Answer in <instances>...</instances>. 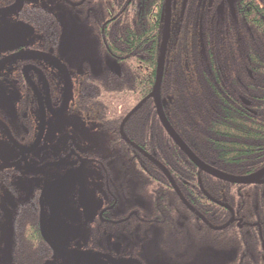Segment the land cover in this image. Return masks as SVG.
Instances as JSON below:
<instances>
[{"label":"flooded vegetation","instance_id":"flooded-vegetation-1","mask_svg":"<svg viewBox=\"0 0 264 264\" xmlns=\"http://www.w3.org/2000/svg\"><path fill=\"white\" fill-rule=\"evenodd\" d=\"M170 1L168 44L179 5ZM210 1L207 18L228 9L235 15L236 0ZM93 5L0 0V264L159 260L155 239L136 234L143 195L128 194L144 168L128 152L143 149L128 139L123 102L119 108L118 99L98 93L125 87L126 67L107 39L112 17L95 14ZM246 231L254 243L225 255L213 251L215 263L245 257L264 264V227Z\"/></svg>","mask_w":264,"mask_h":264},{"label":"trees","instance_id":"trees-1","mask_svg":"<svg viewBox=\"0 0 264 264\" xmlns=\"http://www.w3.org/2000/svg\"><path fill=\"white\" fill-rule=\"evenodd\" d=\"M91 1L95 14L112 17L107 39L126 67L125 87L114 84L98 93L111 102L118 99L119 108L123 102L128 139L143 149L128 152V160L142 158L144 167L128 189L129 195H143L144 203L137 205L143 225L136 234L146 243L155 239L158 253L178 263L200 252L225 255L249 248L255 239L246 230L264 227V176L259 183L237 185L200 171L167 135L148 98L156 79L164 0H108L107 6ZM181 1L159 88L164 114L206 165L228 175L254 174L264 169V0H236L235 15L227 7L214 20L206 16L215 7L210 0L206 5L207 0H188L184 9Z\"/></svg>","mask_w":264,"mask_h":264},{"label":"water","instance_id":"water-1","mask_svg":"<svg viewBox=\"0 0 264 264\" xmlns=\"http://www.w3.org/2000/svg\"><path fill=\"white\" fill-rule=\"evenodd\" d=\"M230 5L233 4V0H227ZM187 0H184V3H186ZM170 0L166 1V9H165V20H164V28L162 33V41L160 45V53H159V60L157 65V74H156V80L153 87V90L148 98L152 99L157 111V116L159 118V121L170 137V139L175 143V145L180 149V151L197 167L200 171L203 173L218 179L220 181H224L226 183L231 184H237V185H251L259 183V180L264 176V169L259 170L258 172L248 175V176H232L228 175L222 172H219L215 170L214 168L206 165L203 163L189 148L188 146L182 141V139L176 134V132L172 129L170 124L168 123L164 112L162 105L164 104L163 101L160 100L159 96V88L162 82L163 72H164V64H165V55L167 50V44H168V38H169V31H170ZM140 106H138L135 110H137ZM157 166H159L158 163L155 162ZM160 167V166H159ZM164 172L165 170L160 167ZM169 182L172 186V188L176 191V193L179 195V197L182 199L177 187L175 186L174 182L170 177H168ZM183 200V199H182ZM184 202V200H183ZM184 204L187 206V204L184 202ZM52 248L54 251L58 254L61 252L58 251L51 243Z\"/></svg>","mask_w":264,"mask_h":264},{"label":"rangeland","instance_id":"rangeland-1","mask_svg":"<svg viewBox=\"0 0 264 264\" xmlns=\"http://www.w3.org/2000/svg\"><path fill=\"white\" fill-rule=\"evenodd\" d=\"M158 252V251H157ZM159 260H152L150 264H219L215 263L216 260H219V257L215 255L214 253H206L203 256H199L198 258H194L191 261L185 260L180 263L175 262L174 260L170 258H166L163 254H159Z\"/></svg>","mask_w":264,"mask_h":264}]
</instances>
